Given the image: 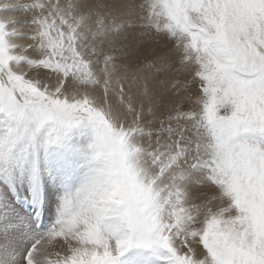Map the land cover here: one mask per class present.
I'll list each match as a JSON object with an SVG mask.
<instances>
[{"label":"snow or ice","instance_id":"obj_1","mask_svg":"<svg viewBox=\"0 0 264 264\" xmlns=\"http://www.w3.org/2000/svg\"><path fill=\"white\" fill-rule=\"evenodd\" d=\"M0 264H264V0H0Z\"/></svg>","mask_w":264,"mask_h":264},{"label":"rangeland","instance_id":"obj_2","mask_svg":"<svg viewBox=\"0 0 264 264\" xmlns=\"http://www.w3.org/2000/svg\"><path fill=\"white\" fill-rule=\"evenodd\" d=\"M12 2H17V0H12ZM20 2H28V0H20Z\"/></svg>","mask_w":264,"mask_h":264},{"label":"bare ground","instance_id":"obj_3","mask_svg":"<svg viewBox=\"0 0 264 264\" xmlns=\"http://www.w3.org/2000/svg\"><path fill=\"white\" fill-rule=\"evenodd\" d=\"M11 2H12V0H11Z\"/></svg>","mask_w":264,"mask_h":264}]
</instances>
